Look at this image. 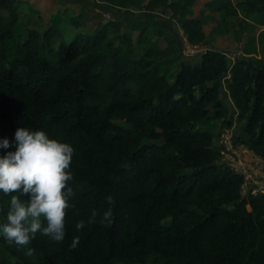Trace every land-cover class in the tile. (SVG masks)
<instances>
[{
	"label": "trees",
	"instance_id": "trees-1",
	"mask_svg": "<svg viewBox=\"0 0 264 264\" xmlns=\"http://www.w3.org/2000/svg\"><path fill=\"white\" fill-rule=\"evenodd\" d=\"M194 1L149 0L145 9H170L195 46L206 36L187 17ZM15 6L0 0V137L27 127L70 143L74 195L63 241L37 232L17 245L0 235V251L16 264H264V192L243 193L213 125L264 164V47L234 63L216 49L188 56L168 80L157 60L178 61L175 48L132 57L104 30L70 40L57 26L25 31ZM238 8L264 25V0ZM108 195L110 225L101 223ZM9 206L0 192V223Z\"/></svg>",
	"mask_w": 264,
	"mask_h": 264
},
{
	"label": "rangeland",
	"instance_id": "rangeland-1",
	"mask_svg": "<svg viewBox=\"0 0 264 264\" xmlns=\"http://www.w3.org/2000/svg\"><path fill=\"white\" fill-rule=\"evenodd\" d=\"M13 1L18 22L25 31L43 33L57 26L66 40H70L77 33L104 30L109 38H114L117 44L129 50L132 57L141 56L146 48H175L174 55L178 61L174 58L157 60L168 80H173L181 60L188 56L216 49L234 63L241 56L260 58L264 47V25L258 24L254 15L238 8L246 0H195L189 7L187 17L200 20L206 36L203 43L195 46L187 42L178 19L172 16L170 9L163 6L145 9L149 0H127L126 8L119 6L117 0ZM139 2L141 7L138 6ZM227 7L237 9V13L234 14ZM1 15L6 17L5 13ZM143 28H146V32L139 42L138 36ZM229 108L232 114L234 108L231 104ZM213 125L214 144L221 148L223 161L243 176V193L251 189L260 192L264 187L263 161L258 162L247 147L237 144L229 130L223 131L226 126H221L219 120L213 121ZM0 257L7 264H16L3 250Z\"/></svg>",
	"mask_w": 264,
	"mask_h": 264
},
{
	"label": "clouds",
	"instance_id": "clouds-1",
	"mask_svg": "<svg viewBox=\"0 0 264 264\" xmlns=\"http://www.w3.org/2000/svg\"><path fill=\"white\" fill-rule=\"evenodd\" d=\"M74 147L51 137L44 130L18 127L13 138L0 137V192L10 196L6 221L0 223V235L17 245H28L37 232L55 242L65 238L66 210L74 195L69 181ZM109 207L101 223L113 221L112 195L106 197ZM97 216L96 211L91 217ZM84 220L75 227L83 228ZM74 237L71 247H76ZM32 249H28L29 254Z\"/></svg>",
	"mask_w": 264,
	"mask_h": 264
},
{
	"label": "built area",
	"instance_id": "built-area-1",
	"mask_svg": "<svg viewBox=\"0 0 264 264\" xmlns=\"http://www.w3.org/2000/svg\"><path fill=\"white\" fill-rule=\"evenodd\" d=\"M250 152H251V151H250ZM251 154H252V155H255L253 152H251ZM255 158H257V161H258V162H261V163H262L261 158H259V157L256 156V155H255ZM228 165L230 166V164H228ZM230 167H231V166H230ZM237 173H238V172H237ZM239 174H240V173H239ZM241 175H242V174H241ZM250 191H251L252 193H255V194H256V193H263V192H264V187L261 188V189L259 190L260 192H257V191L254 190V189H251Z\"/></svg>",
	"mask_w": 264,
	"mask_h": 264
}]
</instances>
